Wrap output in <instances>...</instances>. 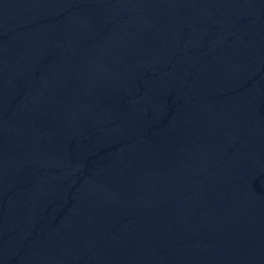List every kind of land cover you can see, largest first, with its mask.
Returning a JSON list of instances; mask_svg holds the SVG:
<instances>
[{
	"label": "water",
	"instance_id": "95a60500",
	"mask_svg": "<svg viewBox=\"0 0 264 264\" xmlns=\"http://www.w3.org/2000/svg\"><path fill=\"white\" fill-rule=\"evenodd\" d=\"M0 264H264V0H0Z\"/></svg>",
	"mask_w": 264,
	"mask_h": 264
}]
</instances>
